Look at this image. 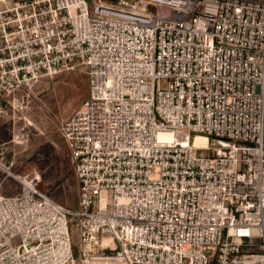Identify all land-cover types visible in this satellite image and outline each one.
<instances>
[{"label":"built area","instance_id":"2783aa9c","mask_svg":"<svg viewBox=\"0 0 264 264\" xmlns=\"http://www.w3.org/2000/svg\"><path fill=\"white\" fill-rule=\"evenodd\" d=\"M79 68V207L0 194V264H264V0H0L9 93Z\"/></svg>","mask_w":264,"mask_h":264},{"label":"rangeland","instance_id":"374dc122","mask_svg":"<svg viewBox=\"0 0 264 264\" xmlns=\"http://www.w3.org/2000/svg\"><path fill=\"white\" fill-rule=\"evenodd\" d=\"M28 92L23 100L0 82V194L14 195L34 177L44 193L74 211L80 186L60 129L89 96L87 74L79 68L48 76Z\"/></svg>","mask_w":264,"mask_h":264},{"label":"bare ground","instance_id":"6f19581e","mask_svg":"<svg viewBox=\"0 0 264 264\" xmlns=\"http://www.w3.org/2000/svg\"><path fill=\"white\" fill-rule=\"evenodd\" d=\"M200 140H202V139L201 138L200 139L198 138V141H200Z\"/></svg>","mask_w":264,"mask_h":264}]
</instances>
